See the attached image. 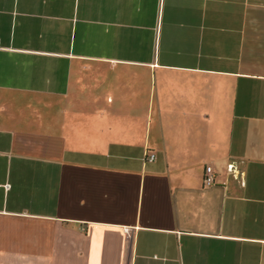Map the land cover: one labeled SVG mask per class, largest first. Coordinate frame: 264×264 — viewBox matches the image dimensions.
I'll use <instances>...</instances> for the list:
<instances>
[{
	"label": "crops",
	"instance_id": "crops-1",
	"mask_svg": "<svg viewBox=\"0 0 264 264\" xmlns=\"http://www.w3.org/2000/svg\"><path fill=\"white\" fill-rule=\"evenodd\" d=\"M0 264H264V0H0Z\"/></svg>",
	"mask_w": 264,
	"mask_h": 264
},
{
	"label": "built area",
	"instance_id": "built-area-1",
	"mask_svg": "<svg viewBox=\"0 0 264 264\" xmlns=\"http://www.w3.org/2000/svg\"><path fill=\"white\" fill-rule=\"evenodd\" d=\"M154 158V154H150L145 157L146 160H152ZM214 172L210 165H206L204 167V175H203V182L204 185L210 186L213 184Z\"/></svg>",
	"mask_w": 264,
	"mask_h": 264
}]
</instances>
